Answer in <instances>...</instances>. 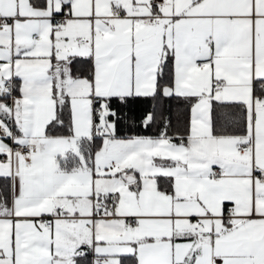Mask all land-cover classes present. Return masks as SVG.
<instances>
[{"label":"snow or ice","instance_id":"snow-or-ice-1","mask_svg":"<svg viewBox=\"0 0 264 264\" xmlns=\"http://www.w3.org/2000/svg\"><path fill=\"white\" fill-rule=\"evenodd\" d=\"M0 264H264V0H0Z\"/></svg>","mask_w":264,"mask_h":264}]
</instances>
